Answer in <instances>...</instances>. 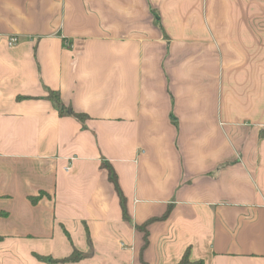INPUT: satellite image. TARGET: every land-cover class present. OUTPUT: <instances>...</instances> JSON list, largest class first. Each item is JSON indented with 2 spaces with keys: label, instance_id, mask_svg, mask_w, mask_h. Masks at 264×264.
I'll use <instances>...</instances> for the list:
<instances>
[{
  "label": "crops",
  "instance_id": "0c3cea01",
  "mask_svg": "<svg viewBox=\"0 0 264 264\" xmlns=\"http://www.w3.org/2000/svg\"><path fill=\"white\" fill-rule=\"evenodd\" d=\"M0 214V264H264V0H0Z\"/></svg>",
  "mask_w": 264,
  "mask_h": 264
},
{
  "label": "trees",
  "instance_id": "16d2710c",
  "mask_svg": "<svg viewBox=\"0 0 264 264\" xmlns=\"http://www.w3.org/2000/svg\"><path fill=\"white\" fill-rule=\"evenodd\" d=\"M46 99L51 101L53 103V105L55 106V108L57 109L58 113L60 116H71L73 118H75L76 120H78L79 122H83L84 120L87 119V116L84 115V114H77L75 112H73L71 110V108H66L63 103L61 102V99H60V94L59 92H55V91H48L47 92V96H46ZM101 167L103 169H105L107 171V174H108V179L110 181L111 184H113L116 192H117V195L119 197V202H120V206H121V209H122V215H123V218L128 220V216H127V212H126V207H125V198L120 190V187L118 185V181H117V176L113 170V168L111 167V165L107 162H102L101 164ZM32 201H36L34 199H32ZM2 216V214H0ZM168 215V211L167 213L165 214V216L163 218H159V219H152V220H149L147 221L146 223H144L143 225L141 226H136V229L139 230L140 232L143 233V246L140 250V256L142 257V252L146 249V247L148 246V232H147V226L155 221H160L162 219H164L166 216ZM2 240V238H0V241ZM37 259L41 260V261H47V259L45 258H42V257H38L36 256ZM84 258V255L82 253H79L77 251H74L72 253L71 256L67 257V258H64L62 260H49L50 262L52 263H57V262H60V263H74V262H77L81 259ZM201 262H198V263H193V264H200ZM179 264H192L188 261V257L187 255L185 254L183 259L181 260V262Z\"/></svg>",
  "mask_w": 264,
  "mask_h": 264
},
{
  "label": "built area",
  "instance_id": "2783aa9c",
  "mask_svg": "<svg viewBox=\"0 0 264 264\" xmlns=\"http://www.w3.org/2000/svg\"><path fill=\"white\" fill-rule=\"evenodd\" d=\"M16 43H17V39L14 38V37L10 38L9 41H8V45L10 47L14 46Z\"/></svg>",
  "mask_w": 264,
  "mask_h": 264
},
{
  "label": "rangeland",
  "instance_id": "374dc122",
  "mask_svg": "<svg viewBox=\"0 0 264 264\" xmlns=\"http://www.w3.org/2000/svg\"><path fill=\"white\" fill-rule=\"evenodd\" d=\"M36 256H38V257H42V256H39V255H36ZM42 258H45V257H42ZM45 259H47V263H49V260H53V258H52L51 256H48V257H46ZM43 262H46V261H43ZM55 264H62V263L57 262V263H55Z\"/></svg>",
  "mask_w": 264,
  "mask_h": 264
}]
</instances>
